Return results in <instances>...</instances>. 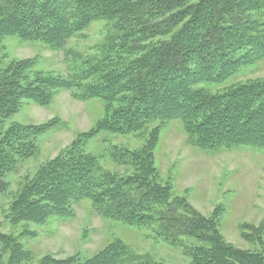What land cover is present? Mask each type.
Returning a JSON list of instances; mask_svg holds the SVG:
<instances>
[{"label":"trees","instance_id":"16d2710c","mask_svg":"<svg viewBox=\"0 0 264 264\" xmlns=\"http://www.w3.org/2000/svg\"><path fill=\"white\" fill-rule=\"evenodd\" d=\"M100 21L111 28L98 55L75 64L76 76L69 79L33 71V60L8 62L1 46L4 37L15 36L63 49L70 38ZM262 59L264 0H0V194L8 188L4 178L36 154V140L48 130L19 124L5 128L25 100L46 106L58 90L76 87L81 88L79 99H102L111 107L97 129L26 180L9 220L44 223L67 216L74 204L88 200L103 217L156 226L157 237L173 246L194 242L185 246L190 264H264L263 255L225 243L214 217L191 209L159 180L153 157L157 136L141 152L115 154L118 162L133 168L129 175L101 170L83 146L97 130L129 133L179 119L201 149H264V81L216 94L201 87L224 83ZM0 243L11 246L10 264L27 260L23 247L1 231ZM144 259L117 241L83 263L47 257L42 264Z\"/></svg>","mask_w":264,"mask_h":264},{"label":"rangeland","instance_id":"374dc122","mask_svg":"<svg viewBox=\"0 0 264 264\" xmlns=\"http://www.w3.org/2000/svg\"><path fill=\"white\" fill-rule=\"evenodd\" d=\"M110 28L108 22H96L70 38L63 49L15 36L4 37L1 46L8 62L33 60V71L69 79L76 76L75 64L98 55V46ZM256 80L264 81V59L242 67L224 83L201 87L216 94ZM80 91L76 87L62 88L46 106L25 100L6 121V129L19 124L48 126V130L37 138L36 154L4 178L8 188L0 194V231L27 253V260L21 264H42L47 257L74 258L83 263L117 241L134 256L145 258L130 264H147V260L190 264L185 246L194 242L173 246L157 237L156 226L130 225L103 217L88 200L74 204L67 216H53L44 223L12 224L9 220L11 205L26 180L33 179L80 136L107 119L110 105L97 98L81 100L77 97ZM153 135L157 136L153 157L159 180L171 187L175 197L184 198L191 209L205 218L214 217L225 243L264 256V149L247 145L201 149L194 145L185 123L175 119L153 122L129 133L97 130L85 141L84 153L95 157L101 170L129 175L133 168L118 162L115 154L141 152ZM10 250L11 246L0 243V264H10Z\"/></svg>","mask_w":264,"mask_h":264}]
</instances>
